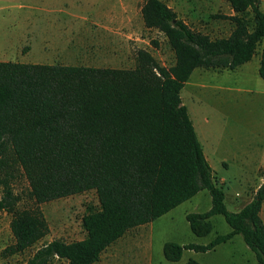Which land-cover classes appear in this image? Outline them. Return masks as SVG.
I'll return each mask as SVG.
<instances>
[{"label":"trees","instance_id":"1","mask_svg":"<svg viewBox=\"0 0 264 264\" xmlns=\"http://www.w3.org/2000/svg\"><path fill=\"white\" fill-rule=\"evenodd\" d=\"M223 1L234 15L213 18L234 28L228 37L212 39L163 0H142L145 27L163 33L174 52L171 68L144 50L134 69L0 62V214L12 216L14 238L6 257L25 253L49 235L41 205L58 199L95 191L99 206L82 218L83 240H53L25 264H95L128 231L208 191L211 209L186 216L192 233L209 236L217 215L231 232L208 245L168 242L166 260L179 262L185 251L211 252L240 235L264 264V184L240 212L228 209L224 186L181 97L197 69L234 71L258 55L264 40L261 0ZM260 56L264 80V49ZM19 172L29 185V208L19 207L23 198L13 188Z\"/></svg>","mask_w":264,"mask_h":264},{"label":"rangeland","instance_id":"2","mask_svg":"<svg viewBox=\"0 0 264 264\" xmlns=\"http://www.w3.org/2000/svg\"><path fill=\"white\" fill-rule=\"evenodd\" d=\"M163 1L193 30L212 39L228 37L234 28L229 21L213 18L233 15L223 0ZM103 2L107 3L106 9L101 7ZM142 8L141 0H0V62L134 69L137 53L144 50L162 67H173L175 55L166 36L145 27ZM247 18L252 21L251 14ZM263 49L264 40L258 55L241 70H196L181 92L204 153L224 186L231 211V199L237 197L241 200L239 208L243 207L264 184V80L257 71ZM13 188L23 198L20 208L33 206L26 199L29 185L22 172ZM210 201L209 192L202 191L176 209L175 221L168 222L167 227L174 224L178 231L169 234V240L180 245H208L218 235L230 233L221 215L212 218L214 229L209 236L197 237L191 232L185 214L207 212ZM98 206L95 191L41 205L49 235L25 253L10 257L3 253L14 243L12 216L1 213L0 264H25L53 240L83 239L82 218ZM261 216L264 221V207ZM190 259L201 264H259L240 235L212 252H185L183 260ZM51 264L67 261L55 259Z\"/></svg>","mask_w":264,"mask_h":264},{"label":"crops","instance_id":"3","mask_svg":"<svg viewBox=\"0 0 264 264\" xmlns=\"http://www.w3.org/2000/svg\"><path fill=\"white\" fill-rule=\"evenodd\" d=\"M101 7H103V9H106L107 3L103 2ZM263 7H264V3H263V1H261V9ZM233 15H234V13H233ZM260 59H261V56L259 55L258 65H257L258 73H259V68H260ZM251 62H249L243 66L249 65ZM85 67H90V66H85ZM94 68H98V67H94ZM240 68L242 69L245 67L241 66L236 70H241ZM111 69H113V68H111ZM197 70H199V69H197ZM236 70H234V71H236ZM204 147H207L206 142H204ZM206 158H207V156H206ZM207 160H208V158H207ZM210 202H211V206H210L209 210L212 207V199ZM228 203L230 205L229 207H231V209H233L232 212H240L250 202H248L243 207L239 208L241 200L238 199L237 197H235L234 199H231ZM184 204H182V205H184ZM226 205H227V202H226ZM179 207H177L176 209H178ZM263 207H264V205H263ZM176 209L172 210L168 214L164 215L163 217L159 218L158 220H156L150 224L140 226L138 228H135L133 230L128 231L122 238H120L118 241H116L110 247H108L103 252L100 261H98L95 264H186L189 260H183L184 254H183L182 259L179 262H169L168 260H166V258L164 256V245L168 242L177 243L173 240H169L170 239L169 234L177 233V231H178L176 225L172 224V225H169V227H167L168 222L172 223L175 221L173 216H174V212ZM188 214L189 213L185 214V219H186V216ZM212 218H211V221H212ZM187 223H188V221H187ZM189 227H190V225H189ZM186 232H187V230L184 229L185 234H186ZM83 239H81V240H83ZM184 245H188V244H182V246H184ZM185 252H187V251H185Z\"/></svg>","mask_w":264,"mask_h":264}]
</instances>
